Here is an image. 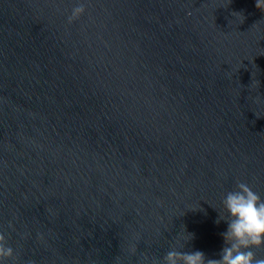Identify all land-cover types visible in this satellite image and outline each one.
<instances>
[{
    "label": "water",
    "instance_id": "obj_1",
    "mask_svg": "<svg viewBox=\"0 0 264 264\" xmlns=\"http://www.w3.org/2000/svg\"><path fill=\"white\" fill-rule=\"evenodd\" d=\"M238 182L264 199L255 0H0V264H207Z\"/></svg>",
    "mask_w": 264,
    "mask_h": 264
},
{
    "label": "clouds",
    "instance_id": "obj_2",
    "mask_svg": "<svg viewBox=\"0 0 264 264\" xmlns=\"http://www.w3.org/2000/svg\"><path fill=\"white\" fill-rule=\"evenodd\" d=\"M257 10L264 13V0H255ZM85 13L83 4L72 9L69 22ZM223 212L219 215L227 224L222 233L224 247L220 259H209L207 264H264V257H258L256 250L264 247V199L248 183L238 182L234 191H229L222 201ZM14 250L8 244L5 234L0 233V261L13 258ZM151 264H205L201 251L185 252L175 248L169 250L162 261L155 258Z\"/></svg>",
    "mask_w": 264,
    "mask_h": 264
}]
</instances>
